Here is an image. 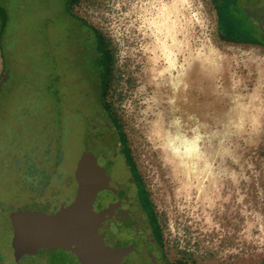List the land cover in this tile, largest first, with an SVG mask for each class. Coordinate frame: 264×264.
I'll return each mask as SVG.
<instances>
[{
    "label": "rangeland",
    "instance_id": "obj_1",
    "mask_svg": "<svg viewBox=\"0 0 264 264\" xmlns=\"http://www.w3.org/2000/svg\"><path fill=\"white\" fill-rule=\"evenodd\" d=\"M68 1L0 0V10L16 15L28 36L10 91L0 98V114L9 122L0 128V165L10 159L16 166L7 174L9 185L0 184V205L48 216L37 232L25 223L2 229L0 218V243L37 249L19 264H79L69 256L70 243L57 249L52 243L91 227L83 206L66 209L83 121L68 135L55 127L44 66L33 50L38 14L59 15ZM72 9L91 29L103 59V88L91 91V101L130 163L164 259L264 264V43L221 40L212 0H73ZM2 26L0 16V81ZM18 149L25 177L16 176V183Z\"/></svg>",
    "mask_w": 264,
    "mask_h": 264
},
{
    "label": "flooded vegetation",
    "instance_id": "obj_2",
    "mask_svg": "<svg viewBox=\"0 0 264 264\" xmlns=\"http://www.w3.org/2000/svg\"><path fill=\"white\" fill-rule=\"evenodd\" d=\"M212 1L215 7L218 36L221 40L233 44L259 45L264 43V0ZM72 2L73 0H69L65 5V10L59 15L56 10L38 14L33 50L37 62L40 61L41 65L44 66L45 72L42 73L44 74L43 79L45 78L43 91L46 90L49 103H51L55 127L61 131V134L68 135L74 123L83 121V131L80 139L82 151L79 162L86 150L85 130L87 121L90 118H100L103 114L96 103L91 101V91L103 88L100 78L103 72V59L99 44L92 36L91 29L83 21L74 17ZM0 11L4 16V21L2 20L5 37L3 46L4 74L7 73L5 82L0 86V98H2L10 91L11 81L16 71L14 64L22 63L24 54L18 52V50L20 48L21 51L26 49L28 36L26 39V33L23 30L27 26L16 24L18 21L16 15L2 8ZM42 58H45L47 62L43 63ZM42 74H40V77ZM37 95L39 96V92H37ZM41 96L42 92L40 98ZM8 124L9 122L5 120V116L0 114V128L1 126H8ZM60 140L63 144L62 136H60ZM111 144L118 146L119 153L128 165L137 198L135 200L130 189L125 190L117 186L115 182H117L119 176L115 171L111 172L108 180H105L107 188L101 192L103 206L96 208L89 201H84L86 203L84 213L89 220V225H91L87 233L93 236L101 258L107 263L171 264L164 259L152 218L145 207L137 180L113 133ZM18 150L20 152L17 153L16 162L20 171L17 174L14 173L13 176L16 183L19 181L17 177L20 174L23 179L25 177L22 149ZM101 160L115 166L113 155L102 156ZM10 163L12 161L9 159L8 163L0 165V184H2V187L9 185L7 174L10 173V168L14 169L16 167L15 164ZM77 164L73 172L75 190L74 195L69 200L71 203L74 201L77 192L75 181ZM22 166L23 168H21ZM40 175L47 176L43 172ZM5 211L12 213L17 210L9 211L5 209ZM3 223L4 228L2 229H7L12 225L8 221L5 222V220H2ZM32 225L35 229L34 222ZM12 250L5 247L3 243L0 244V264H19L24 258L30 257L25 252L22 258L16 259ZM69 256H72L71 253ZM74 258L73 255L71 260Z\"/></svg>",
    "mask_w": 264,
    "mask_h": 264
},
{
    "label": "water",
    "instance_id": "obj_3",
    "mask_svg": "<svg viewBox=\"0 0 264 264\" xmlns=\"http://www.w3.org/2000/svg\"><path fill=\"white\" fill-rule=\"evenodd\" d=\"M6 78L7 73L3 74L0 86L5 82ZM111 135V127L106 115L102 114L100 118H90V120L87 121L85 130L86 150L78 162L75 171L77 192L74 201L66 207L69 212L77 210V207L81 205L83 207H81L80 212L84 213L86 209V203L84 201H89L90 204L94 205L96 208H101L103 206L101 202L103 199L101 192L107 188L105 180H108L109 174L113 171H115L119 176L115 184L125 190L130 189L136 200L137 192L134 188V182L131 178L128 165L125 163L123 156L119 153L118 146L111 144ZM105 155H113L115 157V166L101 160V157ZM0 215L1 220H5V222L8 221L13 224V226L16 223H25V227H31L34 222V232H37V225H39V221L48 217L44 213H34L32 211L23 210L7 213L2 206H0ZM49 217L53 219L54 222L60 223L59 221H61V218L55 216ZM1 225L2 228H4V223ZM73 231L70 235H66V240L52 243V247L63 248L70 243L72 248H70L69 251L75 256L79 264H110L101 258L99 248L97 243L94 241L93 236L88 235L85 231L83 232V235H76ZM21 234V232H18L17 234L13 233L12 237L15 236L16 240H18L22 237ZM52 234H56V230L51 232L49 231L47 234H44L45 237L41 238V248L49 244L46 240H50V235ZM2 243L5 247H8L11 250L13 249L12 251L15 254L14 258L16 259L22 258V255H24L25 252L31 254L37 251L33 245H31L28 252L24 246L19 247L17 243H15V245H11L5 240L1 241L0 244Z\"/></svg>",
    "mask_w": 264,
    "mask_h": 264
},
{
    "label": "trees",
    "instance_id": "obj_4",
    "mask_svg": "<svg viewBox=\"0 0 264 264\" xmlns=\"http://www.w3.org/2000/svg\"><path fill=\"white\" fill-rule=\"evenodd\" d=\"M0 16H1V19L3 20V17H4V16H3V14H2L1 12H0ZM3 21H4V20H3ZM3 30H4V25L2 26V31H1L2 33H3ZM2 50H3V48H2ZM59 261H61V260H59ZM62 261H64V260H62ZM59 263H61V262H59ZM59 263H58V264H59ZM61 264H62V263H61ZM64 264H73V263L67 261V263L64 262Z\"/></svg>",
    "mask_w": 264,
    "mask_h": 264
}]
</instances>
